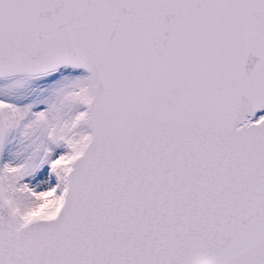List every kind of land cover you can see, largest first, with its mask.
Masks as SVG:
<instances>
[{
	"label": "snow or ice",
	"instance_id": "1",
	"mask_svg": "<svg viewBox=\"0 0 264 264\" xmlns=\"http://www.w3.org/2000/svg\"><path fill=\"white\" fill-rule=\"evenodd\" d=\"M0 264H264V0H0Z\"/></svg>",
	"mask_w": 264,
	"mask_h": 264
}]
</instances>
